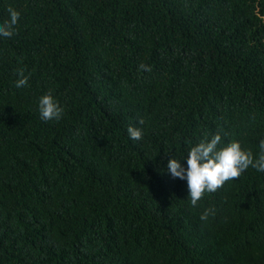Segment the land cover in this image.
<instances>
[{
	"label": "trees",
	"instance_id": "trees-1",
	"mask_svg": "<svg viewBox=\"0 0 264 264\" xmlns=\"http://www.w3.org/2000/svg\"><path fill=\"white\" fill-rule=\"evenodd\" d=\"M9 7L0 264H264V172L250 165L191 205L166 171L216 132L258 153L264 0H0V21ZM49 91L58 120L39 115Z\"/></svg>",
	"mask_w": 264,
	"mask_h": 264
},
{
	"label": "clouds",
	"instance_id": "clouds-1",
	"mask_svg": "<svg viewBox=\"0 0 264 264\" xmlns=\"http://www.w3.org/2000/svg\"><path fill=\"white\" fill-rule=\"evenodd\" d=\"M19 16L17 9L8 8V18L0 21V36L13 35ZM139 68L150 70V66L145 63H141ZM27 83L28 76L21 69L15 85L21 87ZM37 106L40 118L46 121L58 120L64 112V107L50 91L38 98ZM127 133L133 140L142 137V129L132 124L128 126ZM221 139V134L216 132L192 145L188 149L186 163L174 156L167 159L166 171L173 178L186 180L191 205H196L205 192H214L225 181L238 177L250 165L264 172V138L259 140V151L255 156L250 149L242 147L238 140L219 146ZM215 215V206H210L200 214V219L206 221L209 216Z\"/></svg>",
	"mask_w": 264,
	"mask_h": 264
}]
</instances>
